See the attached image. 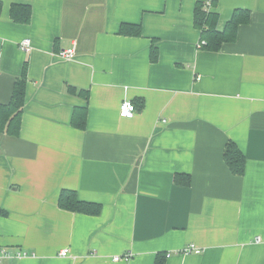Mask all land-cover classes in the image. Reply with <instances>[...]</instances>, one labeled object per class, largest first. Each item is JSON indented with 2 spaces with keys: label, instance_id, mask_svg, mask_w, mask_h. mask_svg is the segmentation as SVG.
Masks as SVG:
<instances>
[{
  "label": "crops",
  "instance_id": "1",
  "mask_svg": "<svg viewBox=\"0 0 264 264\" xmlns=\"http://www.w3.org/2000/svg\"><path fill=\"white\" fill-rule=\"evenodd\" d=\"M196 1L0 0V106L25 91L18 134L0 128V247L25 254L4 264H264V0H208L218 31L251 12L218 52ZM62 191L100 214L61 209Z\"/></svg>",
  "mask_w": 264,
  "mask_h": 264
},
{
  "label": "trees",
  "instance_id": "2",
  "mask_svg": "<svg viewBox=\"0 0 264 264\" xmlns=\"http://www.w3.org/2000/svg\"><path fill=\"white\" fill-rule=\"evenodd\" d=\"M215 4L213 1L197 0L194 8V26L201 32L200 47L211 52H218L224 44L234 42L238 36L239 27L249 24L251 20L250 11L237 9L234 11L231 20L226 24L224 30L218 31L219 14L210 10V6H215ZM28 21L29 18L27 17L24 22ZM120 34L139 37L142 35L141 25H123ZM156 52V48L153 47V60H155ZM23 85L24 83L19 81L15 87L14 96L10 104L0 106V128H3L7 124L8 132L13 135L18 134L24 108L25 91ZM86 117L87 108L75 109L72 117V126L79 130H85ZM224 158L228 168L234 175L242 176L244 174L246 159L233 142L227 144ZM59 206L66 211L89 215H98L101 211V206L78 201L75 192L72 191L61 192ZM156 264H164L163 259H158Z\"/></svg>",
  "mask_w": 264,
  "mask_h": 264
},
{
  "label": "built area",
  "instance_id": "3",
  "mask_svg": "<svg viewBox=\"0 0 264 264\" xmlns=\"http://www.w3.org/2000/svg\"><path fill=\"white\" fill-rule=\"evenodd\" d=\"M204 44V42H203ZM31 47V42L29 39L24 40L21 44H20V49L23 51H28ZM76 55L75 49L71 48V49H67L62 51L59 56L62 59L65 60H72L74 59ZM136 106L132 101L126 100L124 101L121 106H120V117L124 118V119H133L135 117L136 114ZM257 241H260V238H257ZM201 252L200 249H198L195 245H189L187 247H185V249L182 251L183 254H199ZM69 254V250L65 249L62 250L60 255L63 257L68 256ZM22 255H25L21 252H12L10 249L8 248H4V247H0V264H4L7 261H12L15 259L20 258ZM120 257H115L114 261H119ZM130 256H126V260H129Z\"/></svg>",
  "mask_w": 264,
  "mask_h": 264
}]
</instances>
